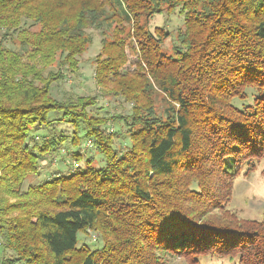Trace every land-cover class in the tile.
Instances as JSON below:
<instances>
[{
    "label": "trees",
    "instance_id": "1",
    "mask_svg": "<svg viewBox=\"0 0 264 264\" xmlns=\"http://www.w3.org/2000/svg\"><path fill=\"white\" fill-rule=\"evenodd\" d=\"M174 11L166 52L168 31L149 22ZM89 28L102 35L95 84L126 115L51 94ZM127 49L137 60L122 72ZM68 152L74 167L24 186ZM262 160L264 0H0V264H264V218L227 208ZM90 230L100 247L78 244Z\"/></svg>",
    "mask_w": 264,
    "mask_h": 264
},
{
    "label": "rangeland",
    "instance_id": "2",
    "mask_svg": "<svg viewBox=\"0 0 264 264\" xmlns=\"http://www.w3.org/2000/svg\"><path fill=\"white\" fill-rule=\"evenodd\" d=\"M182 21V15L177 11L157 14L150 20L149 26L151 30L155 27H162L164 31H168L169 35L163 43V48L166 52L171 51V45H173L175 41L174 32L176 28L182 24ZM86 31L91 37V44L88 46L87 50L78 57V67L74 72L63 70L64 78L52 84L51 94L56 98H61L67 94L93 96L96 106L100 107V109L94 110V108H89L91 111L98 112V114L102 116L111 115L113 113L126 115L129 113L131 105L124 102L119 97L109 95L105 90H102L95 84L93 77V58L100 49V39L102 35L100 30L93 28H89ZM6 46L10 48L15 47L11 43H6ZM126 51L128 61L122 68V72L133 69L134 62L137 60L135 54H131L128 49ZM250 100L251 97L249 96L243 103H248ZM233 104L239 106L242 104V101L235 100ZM63 126L64 125L59 124V127ZM111 129L113 131H118L119 124L113 123ZM117 142H120L123 146L129 144L128 138H124L121 135L115 137L114 144L117 145ZM79 151L83 157H88L94 155L96 150L93 145L85 146L84 142L79 148ZM69 153L70 152H68L67 155L62 154L52 162V165L40 169L38 174L32 175L29 180L27 179L25 181L24 186L26 187L28 184L37 183L47 178L53 171L66 172L74 167V156L71 157ZM100 157L103 159L101 154H99V156L95 155V157H93V164H97ZM60 158L61 160H59ZM79 162L83 164L82 160ZM262 169H264V160L254 164V170L246 177L243 176V172L246 170L244 166L240 174L234 179L232 195L227 204V208L240 217L256 220L264 218V176L261 174ZM77 241L78 244H85L91 249L98 248L101 245L100 237L92 230L87 231V233L79 232L77 234ZM174 264H185V262L181 259H177L174 261ZM199 264H238V262L236 259L229 260L228 258L204 257L200 259Z\"/></svg>",
    "mask_w": 264,
    "mask_h": 264
}]
</instances>
